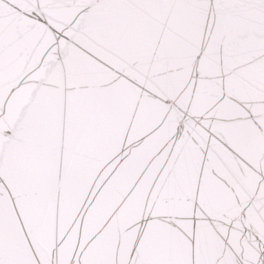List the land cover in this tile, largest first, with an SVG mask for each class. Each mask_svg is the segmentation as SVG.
<instances>
[{"label":"snow or ice","instance_id":"1","mask_svg":"<svg viewBox=\"0 0 264 264\" xmlns=\"http://www.w3.org/2000/svg\"><path fill=\"white\" fill-rule=\"evenodd\" d=\"M0 264H264V0H0Z\"/></svg>","mask_w":264,"mask_h":264}]
</instances>
